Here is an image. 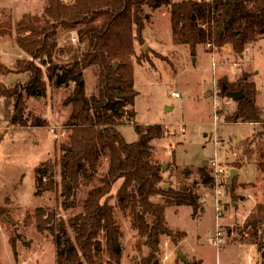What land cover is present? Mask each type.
Returning <instances> with one entry per match:
<instances>
[{
    "label": "rangeland",
    "instance_id": "374dc122",
    "mask_svg": "<svg viewBox=\"0 0 264 264\" xmlns=\"http://www.w3.org/2000/svg\"><path fill=\"white\" fill-rule=\"evenodd\" d=\"M48 4L49 0H0V63L5 68L13 69L18 59L28 57L15 44L13 35L17 23L28 15H42ZM143 34L145 37L140 44L136 39V54L131 59L138 92L135 121L144 127H161L151 143L150 157L153 163L162 167L161 187L190 189L198 182L195 191L202 196L201 208L205 211L195 212L189 206H176L160 196L153 198V202L165 206L164 226L178 233L173 240V236L161 232L159 247L153 251L146 244V236L134 225L132 210L123 211L119 206L118 191L122 185L119 180L113 185L111 203L120 229L118 243L114 246L115 250L119 249L120 264H264L261 255L264 252V221L258 225L257 237L251 235L252 229L247 226L256 210L251 209L254 201L249 202V197V200L256 198L257 203H261L262 210L256 219L264 220V176L261 173L264 174V122L234 121L230 117L237 108L235 98L222 95L224 81L233 84L249 75L255 81L256 101L264 118V35H258L242 55L237 54L231 44L219 45L216 41L199 45L192 53L189 45L176 42L167 7L152 13ZM78 37L77 30L73 29L60 28L57 35L60 45L68 49L78 47ZM145 45L147 50L143 51ZM56 59L65 65L71 61V55L60 54ZM47 67L43 66L48 86L46 94L25 98V125L4 119V97L0 98V205L7 208L0 224V264H56L57 253L66 245L67 239L69 244L76 243L70 220L83 212L89 192L102 185L97 176L90 184L80 181L78 188L69 187L68 198L64 193L61 145L68 142L72 132L71 127L65 126L72 105H66L65 101L74 92V84L56 88L54 81L47 78ZM8 73L0 71V95L5 97V91L13 88L15 83L23 84L29 78L25 73ZM85 79L87 95L97 94L98 69H87ZM166 106L173 108L168 112ZM216 116L220 123L218 127L214 126ZM45 121L46 125H36ZM182 125H185V132L181 130ZM119 130L128 143L139 139L132 124L123 125ZM246 148L253 150V158L250 162L244 161L241 169L235 165L244 157ZM55 157L58 176L57 180L52 179L55 187L39 193L41 187L37 183L36 169ZM215 160L226 172L219 182L215 179L211 189L202 183L199 169L205 167L215 178L211 166ZM101 161L100 169L105 172L109 159L106 157ZM230 168L241 169L232 184L228 180ZM257 179L263 182L255 183ZM47 181L44 183H50ZM234 183L237 187L231 195L229 191ZM65 202L69 203L68 207ZM219 204L221 215L217 209ZM38 212L42 221L37 218ZM146 219L151 227L154 216L147 215ZM60 224L64 231L56 245ZM218 230L224 235V247L219 252L211 240ZM97 241L100 249L93 250L94 261L109 264L111 250L104 227L98 229ZM245 245H253L255 249ZM80 257L88 264L83 253Z\"/></svg>",
    "mask_w": 264,
    "mask_h": 264
},
{
    "label": "trees",
    "instance_id": "16d2710c",
    "mask_svg": "<svg viewBox=\"0 0 264 264\" xmlns=\"http://www.w3.org/2000/svg\"><path fill=\"white\" fill-rule=\"evenodd\" d=\"M162 7L170 10L176 42L189 45L192 53L199 45L216 41L219 45L231 44L236 53L242 55L258 35H264V0H49L42 15L25 16L15 28V44L28 57L18 59L13 69L0 63L1 72L29 76L26 83L17 82L5 91L6 97L0 95V98L4 97V119L14 124L26 123L25 98L46 94L48 86L43 66H48L47 78L54 81L56 88L74 84V92L65 101L66 105H72L65 125L68 129L71 127L72 132L68 142L61 145L64 193L68 198L69 187L78 188L80 181L90 184L97 176L102 183L89 192L83 212L70 220L76 243L69 244L67 239L66 245L57 253L56 264H84L80 253L88 264H96L92 254L94 249H100L97 241L100 227L105 228L106 239L110 243L112 260L109 264H120L119 251L114 249L120 229L111 203L113 185L119 180H122L118 191L119 206L123 211L132 210L134 225L146 236V244L153 251L159 247L161 232L168 237L173 236V240L178 235L164 226L165 206L153 202V198L160 196L176 206H190L195 212L203 209L202 196L195 191L198 182L190 189L161 187L162 167L150 160L151 143L161 127H144L135 121L134 106L138 92L131 61L136 54L135 42L136 39L139 44L143 41V32L152 19V13ZM60 28L77 30L79 45L76 49L60 45L57 39ZM60 54L71 55V61L61 65L56 59ZM93 67L99 71V91L88 96L85 72ZM256 93L255 81L249 75L233 84L224 81L223 96L231 99L235 95L243 96L239 100L234 99L237 108L230 118L243 123L264 122ZM46 124L45 121L36 125ZM126 124L134 125L139 135L137 141H126L119 130ZM243 156L236 162V167L241 168L244 161L250 162L253 150L246 148ZM106 157L109 167L102 172L101 160ZM56 162L57 157L44 161L36 169L37 183L41 187L39 193L55 187L52 179L58 178ZM199 171L202 183L214 188L215 178L205 167ZM46 180L50 183L45 184ZM236 187L234 183L230 188L231 195ZM64 205L68 207L69 203ZM261 210L262 206H257L247 221L253 237L258 236V225L263 221L256 219ZM6 211L7 208L0 205V224ZM147 215L154 216L151 227L148 226ZM37 218L42 221L40 214ZM58 227L56 245L62 237L61 231H64L61 224ZM10 242L14 246L12 239Z\"/></svg>",
    "mask_w": 264,
    "mask_h": 264
},
{
    "label": "built area",
    "instance_id": "2783aa9c",
    "mask_svg": "<svg viewBox=\"0 0 264 264\" xmlns=\"http://www.w3.org/2000/svg\"><path fill=\"white\" fill-rule=\"evenodd\" d=\"M75 40H76V39H75ZM172 94L175 95V96H179L176 92H173ZM219 125H220V123L218 122V117L216 116V121L214 122V126H215V127H218ZM181 130H182L183 132L186 131L185 125H182ZM211 166H212V168L215 170V179H216L217 182H219V178H220V177H223V176L225 175V172H226V171H225V169H224L223 167H221V166L218 164V162H217L216 160L211 162ZM217 192H218V194L221 193L220 190H218ZM221 208H222V207H221V205L219 204V205H218V208H217V209H218V214H219V215L222 214V212L220 211ZM211 240L214 241V245H216V248H217L218 252L221 251V250L223 249V247H224V246H223L224 235H223V233L221 232V230H218L217 233H216V235H215V237H214V239L212 238Z\"/></svg>",
    "mask_w": 264,
    "mask_h": 264
},
{
    "label": "crops",
    "instance_id": "0c3cea01",
    "mask_svg": "<svg viewBox=\"0 0 264 264\" xmlns=\"http://www.w3.org/2000/svg\"><path fill=\"white\" fill-rule=\"evenodd\" d=\"M76 36V35H75ZM29 79V78H28ZM27 82V81H26ZM25 82V83H26ZM4 106H5V103H4ZM168 106H166V108H167ZM173 108V107H172ZM167 111V110H166ZM168 112H170V111H168ZM244 167V166H243ZM243 167H241V169L243 168ZM231 169V168H230ZM241 169H239L238 170V173L240 174V171H241ZM260 171H261V168H260ZM237 173V174H238ZM261 173H262V175L264 176V174H263V172L261 171ZM238 181H239V175H238ZM240 182H242V180L240 181ZM255 183H257V182H263L262 180H259V179H257L256 181H254ZM250 198V197H249ZM249 198H248V201L249 202H251V201H254L253 203H251V209H255L257 206H259V205H261V203H257V201H256V198L255 199H251V200H249ZM259 201H262L260 198H259ZM264 202V201H263ZM264 205V204H263ZM190 207V206H189ZM253 209V210H254ZM194 211V210H193ZM205 211V209L203 208L202 209V212H204ZM264 221V220H263ZM170 241V240H169ZM242 246V245H241ZM245 246H249V248H254V246L253 245H245ZM231 247H236V246H231ZM255 249V248H254ZM185 252V251H184ZM255 252H257V250H255ZM261 253V252H260ZM180 254H182V253H180ZM186 261H188L189 260V257H188V254L186 253ZM257 255L258 256H260V254H259V252H257ZM262 256H263V258H264V252H262V254H261ZM183 257V259L185 260V257H184V255H181V258ZM192 259H196L195 257H193ZM197 260V259H196ZM197 261H200V260H197ZM230 264H232V263H230ZM241 264V263H240ZM242 264H245V263H242Z\"/></svg>",
    "mask_w": 264,
    "mask_h": 264
},
{
    "label": "water",
    "instance_id": "95a60500",
    "mask_svg": "<svg viewBox=\"0 0 264 264\" xmlns=\"http://www.w3.org/2000/svg\"><path fill=\"white\" fill-rule=\"evenodd\" d=\"M147 50V46L145 45V47L143 48V51H146ZM117 65V64H116ZM243 96L242 95H235L234 96V98H235V100H239V99H241ZM166 110L167 111H171L172 110V108L171 107H167L166 108ZM238 173V170L237 169H231V171H230V176H229V182L232 184L233 183V178H234V176H235V174H237ZM166 188H169V186L168 185H166ZM117 250L119 251V249L117 248ZM180 255H182V254H180Z\"/></svg>",
    "mask_w": 264,
    "mask_h": 264
}]
</instances>
